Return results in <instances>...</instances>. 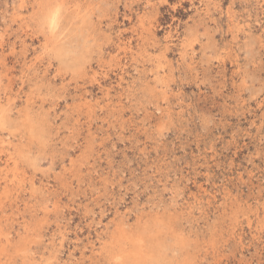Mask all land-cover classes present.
<instances>
[{"label":"rangeland","instance_id":"obj_1","mask_svg":"<svg viewBox=\"0 0 264 264\" xmlns=\"http://www.w3.org/2000/svg\"><path fill=\"white\" fill-rule=\"evenodd\" d=\"M0 264H264V0H0Z\"/></svg>","mask_w":264,"mask_h":264},{"label":"bare ground","instance_id":"obj_2","mask_svg":"<svg viewBox=\"0 0 264 264\" xmlns=\"http://www.w3.org/2000/svg\"><path fill=\"white\" fill-rule=\"evenodd\" d=\"M5 241H9V238H8V236L7 235H5ZM136 253H138L137 251H135ZM134 252V253H135Z\"/></svg>","mask_w":264,"mask_h":264}]
</instances>
